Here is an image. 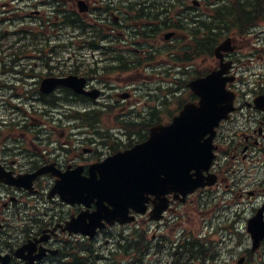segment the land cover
<instances>
[{
    "label": "flooded vegetation",
    "instance_id": "obj_1",
    "mask_svg": "<svg viewBox=\"0 0 264 264\" xmlns=\"http://www.w3.org/2000/svg\"><path fill=\"white\" fill-rule=\"evenodd\" d=\"M227 1L84 0L88 14L99 23L94 35L98 32L102 40L98 44L94 36L91 39L94 49L87 87H97L96 82L106 84L102 79L105 74L139 72L142 68L150 69L157 79L146 91L142 111L123 109L122 102L131 94L126 88L115 93L121 97L118 101L115 96L100 100L105 89L100 87L97 99L70 95L71 100L60 98L69 102L60 108L23 109L21 125H15L9 114L0 115V264H224V260L255 264V258L264 260V236L255 248L247 231L254 216H260L264 223V74L252 72L250 81L237 75L233 41L243 30L225 34L233 47L224 57L233 62L230 73L235 79L228 87L235 93L234 108L215 129L210 165L202 172L203 184L184 200L177 198L175 191L165 194L169 202L163 218L180 207L184 211L197 209V225L151 221L148 214H135L132 222L103 219L91 235L75 232L67 223L84 211L88 217L81 225L87 226L96 201L68 202L53 192L57 181L99 179L96 164L148 138L150 127L159 123L158 106L169 100V75L178 83L180 78L173 73L176 64L182 65L176 72L184 76L196 60L206 62L207 38L212 34L219 37L218 26L208 29V17L217 18ZM230 4L231 10L235 4L234 16H238L239 6L246 4L247 31L254 32L264 23V0H232ZM161 53L168 56L165 64H170L164 71H159V66L153 68ZM10 55L7 52V59L0 56V106L4 102L14 113L11 99L28 97L30 87L26 86L36 70L29 66L28 48L20 57L26 61L21 63ZM204 74L205 69L195 71L189 78ZM37 115L43 118L39 120ZM123 159L131 160L132 154ZM112 170L109 165L103 173ZM149 196L147 210L156 194ZM177 225H182L181 230ZM223 231L232 242V252L225 258ZM207 250L211 252L208 259L200 258Z\"/></svg>",
    "mask_w": 264,
    "mask_h": 264
},
{
    "label": "water",
    "instance_id": "obj_2",
    "mask_svg": "<svg viewBox=\"0 0 264 264\" xmlns=\"http://www.w3.org/2000/svg\"><path fill=\"white\" fill-rule=\"evenodd\" d=\"M86 6L80 8L85 10ZM230 40L226 39L215 48V55L222 60L221 51L231 49ZM230 63H220L218 69L187 83L192 92L198 96L197 102L185 103L179 113L172 117L169 124H158L150 128L149 138L134 146L131 150L117 153L107 158L94 169L100 171L99 179L94 177L84 180L57 181L54 191L61 194L68 202H84L96 199L97 210L91 213L89 227L77 222L84 220L83 214L72 220L76 231L93 232L102 219L112 222L131 221L129 208L144 212L145 194L168 191L182 193L185 196L203 184L202 171L208 169L212 158V137L218 122L227 117L232 110L233 93L226 89V82L231 76H224ZM85 78L68 75L62 78L48 77L41 81L40 90L48 93L57 85H64L76 93H83L96 98L97 90L84 89ZM141 151L148 154L141 155ZM132 154L131 160L123 158ZM114 170L105 172L106 166ZM193 170V172H190ZM10 182H15L10 180ZM161 195L151 211V217L159 219L161 212L167 207V199ZM107 201L111 207L103 204ZM248 231L257 247L264 236V223L260 216H254L248 223Z\"/></svg>",
    "mask_w": 264,
    "mask_h": 264
},
{
    "label": "rangeland",
    "instance_id": "obj_3",
    "mask_svg": "<svg viewBox=\"0 0 264 264\" xmlns=\"http://www.w3.org/2000/svg\"><path fill=\"white\" fill-rule=\"evenodd\" d=\"M3 0H0V4ZM27 0L23 1H12V5H14L15 8H19V11L21 12V8L26 4ZM32 1V0H31ZM46 4H43L42 6H32L30 7V10H34L36 8L41 9L43 11H46L43 15V18L48 17L49 19L45 26L41 27V29L38 27V25L41 23L39 21V18H34L33 15H30L31 18L29 19L27 14V20L20 21V18L14 19V21L6 20L5 18L0 17V32L2 36V32L5 31L6 35L2 37L0 42H8L10 43L13 41L16 36V31L18 29H29V30H35L39 31V33H42L44 36H48L50 39L51 45H52V52L50 53V60L48 61L49 64L54 66H60L56 67V70H65L69 69V67L72 64H75L74 60H83L84 63L86 62H92V59L90 58L91 50L89 48L85 47L84 37L85 35L82 34V31H79L78 28H75V30L72 27L65 26L62 24L61 19L55 20L53 17V13H50V10L52 8V0H45ZM232 0H228L227 2L231 3ZM34 2V0L32 1ZM73 0H62L61 5H64V8L68 10H74L73 9ZM12 6L8 3L5 5H0V15H6L10 12V8ZM29 8V7H28ZM27 8V9H28ZM213 12V11H212ZM13 19V17H11ZM11 19V20H12ZM55 21H59V24L55 27ZM264 29V23H260L258 27H256L254 32L247 31V28L244 29L241 32V34H235L233 44L236 45V49L233 53V59L235 62V70L237 72V75L242 80L243 77L248 78V81L252 79V72H260L264 74V33H259L260 29ZM236 31V28H233ZM14 31V34L11 32ZM229 33V32H228ZM77 34H80L81 36H77ZM227 34V33H226ZM254 34H256L254 36ZM75 36L71 39V36ZM263 35V36H262ZM83 36V37H82ZM224 37V34L221 35L218 41L221 40V38ZM262 46V48L260 47ZM79 47V48H78ZM32 53L31 57L28 60L29 63H38L39 60L37 59V55L34 52H29V54ZM3 55L1 47H0V56ZM77 57V59H76ZM7 59V56H6ZM168 61V56L164 53L159 54L155 57L154 60V66L153 68L159 66V71H164L166 66H170V64L166 63L164 60ZM26 61L21 59L19 62ZM216 60L214 56L208 58L206 62L204 60H196L194 62V66L190 68L192 71L188 75H178V78H180V81L176 83L174 86L178 85L177 92L170 93L168 95L169 100L167 103H165L162 106H158V109L160 111L156 115L157 120L159 122L166 123L168 122L173 115H175L178 112L179 106L181 103L183 104L187 99H189V90L185 87V83L188 79H190L195 71L199 72L201 70H207L211 65H215ZM206 67V68H205ZM38 68V67H36ZM58 68V69H57ZM49 68L45 66L42 68H38V70H42L44 72L49 71ZM55 70V69H54ZM195 70V71H194ZM173 70H171L172 73ZM139 72L142 74L140 75ZM139 72L136 71H127L123 73H117L112 72L110 74L103 75L102 79H105L106 84H103L102 82H96V80H93V82H96L98 87H102L104 89V95L100 100L104 99L105 97L108 98V96H115V93L118 91L123 90L124 88L127 89V91H130L131 94L125 98L123 103V109L124 110H130V109H136L138 111H142V104L145 100L146 91L149 87L153 86V83L157 78L154 76L153 72L149 70H144V68L140 69ZM131 75V77H138V78H128ZM149 77H147V76ZM192 75V76H191ZM92 76V75H91ZM191 76V77H190ZM90 77V76H89ZM190 77V78H189ZM171 77L169 75V81ZM182 79V80H181ZM242 82V81H241ZM127 86V87H125ZM37 87V84H36ZM129 87V88H128ZM163 87H166V84L163 85ZM35 88V87H34ZM67 94V92H64V94L61 93V90H57L56 94L54 96L63 98V95ZM69 94V93H68ZM133 94V95H132ZM34 101H32V97H29V99L23 100V103L21 100L15 98L11 99V103L14 104V113L10 112V107L7 109V105L5 106V103L2 102L0 106V115L6 116L7 114L10 115V117L14 118L15 125H21L20 122L23 118V109L25 110H40L44 109L42 104H47L46 102H50L49 96H43L41 98H37L38 94L33 93ZM161 96H163V93H160ZM117 100L119 101L121 97L115 96ZM0 95V100H1ZM139 98V100H137ZM113 99V98H112ZM46 100V102H45ZM64 102H68L66 100H62ZM111 101V100H110ZM109 101V102H110ZM148 103H150V99L147 100ZM1 102V101H0ZM22 103V104H21ZM69 103V102H68ZM18 107H20V110H18ZM45 107H48L46 105ZM119 109V107H117ZM34 118V117H33ZM37 119H42L41 115L36 116ZM157 120L155 122H157ZM36 124L40 125V122H36ZM183 208H179L177 212L174 214L168 215L167 219L169 222L172 223H178V222H190V223H196V225L199 222V211L197 209H192L189 211L182 210ZM179 227L182 225H178ZM223 244H222V251L225 257H229V253L231 251V244L232 242L227 239V232H223ZM242 247H244L242 245ZM228 255V256H227ZM236 255V253H232V256ZM255 264H264V260H259V258L254 259ZM97 264H101V262H98ZM224 264H235L234 262H229L224 260Z\"/></svg>",
    "mask_w": 264,
    "mask_h": 264
},
{
    "label": "trees",
    "instance_id": "obj_4",
    "mask_svg": "<svg viewBox=\"0 0 264 264\" xmlns=\"http://www.w3.org/2000/svg\"><path fill=\"white\" fill-rule=\"evenodd\" d=\"M244 8V6H239V11H238V17H237V19H239V21H240V23L242 22V16H241V10ZM80 18H78V20H79ZM75 21V19H73V18H71L70 16H68V15H66L65 17H64V20H63V22H68V23H71V24H74L73 22ZM84 25L86 26V23L84 22ZM244 25V23H241L240 24V26H243ZM20 40H21V38H20ZM44 41V39L42 38V37H38V35H36V34H34V33H32V35H31V38H30V41H31V45H33V44H35V43H38L39 41ZM45 40H47V39H45ZM211 41H212V38H208L207 39V55H210L211 54V51L209 50L210 49V47H211ZM46 45H48V43H46ZM17 53H16V56H15V58H17ZM183 58V57H182ZM181 58V59H182Z\"/></svg>",
    "mask_w": 264,
    "mask_h": 264
},
{
    "label": "bare ground",
    "instance_id": "obj_5",
    "mask_svg": "<svg viewBox=\"0 0 264 264\" xmlns=\"http://www.w3.org/2000/svg\"><path fill=\"white\" fill-rule=\"evenodd\" d=\"M211 252H209L208 250L205 252V254H200L199 257L202 259H208L209 255Z\"/></svg>",
    "mask_w": 264,
    "mask_h": 264
}]
</instances>
